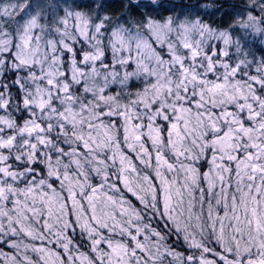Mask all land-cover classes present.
I'll use <instances>...</instances> for the list:
<instances>
[{
    "label": "snow or ice",
    "instance_id": "6c2138e0",
    "mask_svg": "<svg viewBox=\"0 0 264 264\" xmlns=\"http://www.w3.org/2000/svg\"><path fill=\"white\" fill-rule=\"evenodd\" d=\"M0 264H264V0H0Z\"/></svg>",
    "mask_w": 264,
    "mask_h": 264
}]
</instances>
